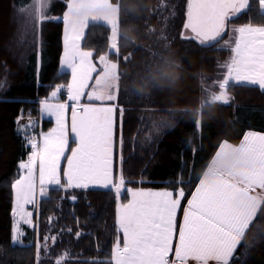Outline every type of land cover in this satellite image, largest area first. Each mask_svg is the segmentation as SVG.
<instances>
[{
    "label": "trees",
    "instance_id": "obj_1",
    "mask_svg": "<svg viewBox=\"0 0 264 264\" xmlns=\"http://www.w3.org/2000/svg\"><path fill=\"white\" fill-rule=\"evenodd\" d=\"M34 1L0 0V264L34 263L35 231L28 233L24 244L10 243L11 184L18 162L30 150L26 139L38 130L39 102L55 85L69 80V72L59 70L66 2L50 0L39 12L31 6ZM110 1L117 6L116 52H108L110 28L103 22L87 23L80 47L94 52V58L107 53L118 65L124 111L114 141L128 185L173 193L182 189L185 194L177 209L175 241L187 202L221 142L238 146L247 131L264 133V90L230 82L228 104L202 107L205 88L215 80L217 61L226 52L215 45L225 35L203 47L182 41L187 0ZM38 13L49 20L43 24L40 49L33 27ZM229 22L264 26V12L253 8ZM129 54L127 63L119 59ZM173 75L178 77L175 82ZM21 113L20 124L29 126L26 138L17 133L15 121ZM197 120L202 123L199 132ZM40 126L47 129L50 121L42 120ZM71 196L77 199L72 201ZM121 198L125 201L127 194ZM115 204L111 189L50 187L37 206L40 239L43 233L57 238L54 246L48 239L51 252L44 253V264H54L60 254L65 256L61 264L109 259L117 236ZM250 222L231 264H264V196ZM77 231L82 233L79 239Z\"/></svg>",
    "mask_w": 264,
    "mask_h": 264
},
{
    "label": "snow or ice",
    "instance_id": "obj_2",
    "mask_svg": "<svg viewBox=\"0 0 264 264\" xmlns=\"http://www.w3.org/2000/svg\"><path fill=\"white\" fill-rule=\"evenodd\" d=\"M66 8H72L70 0H65ZM253 8L264 12V0H187L186 22L182 26L180 39L194 42L198 46H205L218 41L226 32V23L230 18L251 12ZM24 9L21 8V12ZM43 14H37L33 27L37 32V46L42 48L39 37L42 36L43 24L49 22ZM29 22L31 18H28ZM56 19V18H50ZM64 24L68 22V14L62 15ZM234 33V46L231 47L232 60L227 65V73L223 80L215 85L218 94H212L210 100H205L202 107L209 103L222 102L228 104L229 97L226 87L230 82L235 84L247 83L264 90V26H254L251 22L231 30ZM64 58L62 65L71 71L72 82L67 86V99L71 101L70 131L75 148H71V155L65 157L69 147V131L65 121V109L68 103H49L41 101L42 111L49 117L55 118L56 126L46 134H41L38 143L35 137L26 139V147L31 151L27 159L18 162V178L11 184L14 192L13 215L19 217L17 224L33 225L31 211L26 205H35L36 196V167L39 161L40 196L45 195V185H59L68 189H88L90 185L109 188L111 185L117 198L125 184L123 177L113 183L110 153L113 139V114L117 105L109 103L107 106L81 104L85 96V89L89 86L92 73L97 71L96 63H89L94 52L73 50L69 46L67 29H64ZM188 33H191L189 35ZM79 39V36H77ZM162 40H167L162 35ZM82 45V42H81ZM167 46V45H166ZM39 54V52H38ZM109 54L112 50L109 49ZM118 55V54H117ZM125 63L131 59V54L119 57ZM108 68V65H104ZM87 81V82H86ZM3 85L0 84V88ZM61 89L51 93L55 98ZM88 101L118 102L119 90L115 98L100 99L95 89L87 92ZM123 113V106H119ZM18 117L17 133L26 138L28 125H21ZM34 123V122H33ZM199 132L202 128L201 120L195 121ZM229 155L237 161H244L248 166L237 167L228 173V178H203L188 200L184 210L183 221L179 226L178 243L175 245V259L169 260V253L173 247V234L176 230L177 209L184 197L183 190L176 193L171 191H144L127 189L131 200L122 204L118 210V231L122 233L114 242L110 258L105 260L80 261L78 264H184L186 256H182L181 249L191 253L196 264H231L238 258V248L243 237L238 235L235 225L241 221L244 208L239 194L236 177L247 184L250 190H264V134L248 131L238 146L222 142L218 146L216 163L223 165L228 162ZM65 157L67 167L63 170L66 183H61L60 160ZM182 183V181H180ZM174 196L176 198H174ZM70 199L75 201L76 196ZM251 227V222L248 224ZM71 232V229L67 230ZM21 232L17 226L15 234H10V243H23ZM82 233L77 231L75 238ZM51 238L53 246L56 237H44V245H37V255L47 254L51 249L47 245ZM31 247V245H27ZM98 251H102L98 249ZM46 258V256H45ZM36 264H40L37 260ZM54 264H61L57 260Z\"/></svg>",
    "mask_w": 264,
    "mask_h": 264
},
{
    "label": "rangeland",
    "instance_id": "obj_3",
    "mask_svg": "<svg viewBox=\"0 0 264 264\" xmlns=\"http://www.w3.org/2000/svg\"><path fill=\"white\" fill-rule=\"evenodd\" d=\"M50 0H35L31 6L35 10H38L39 12L45 11L47 8V5L49 4ZM72 4V8L69 11V9L65 8L63 11V14H68V22L67 24H64V29H67V34L69 36V46L73 50L77 51H83V52H91L90 50H85L80 47V42L82 40V34L85 31V27L88 22H103L107 24L110 28V33H109V41H108V52L109 49L112 50V52H116L117 46H116V40L118 37V27H117V21H108V19H105V14H107V10L104 7V0H70ZM242 25L239 24H234L230 23L229 21L226 23V32L225 36L222 40L218 41L215 45L216 48L218 49H225L226 52L222 58H220L217 61V70H216V78L212 83H209V85L206 86L205 88V93L207 95V100H210V97L212 94H218L219 93V88L215 85H218L220 81L223 80L224 76L227 73V65L231 63L232 60V55L233 53L231 52V47L234 46V33L231 31L232 29L239 27ZM77 36H79V39H77ZM64 37H65V32L63 30V52H61L62 56L61 59L59 60L60 67L59 70L61 71H68L69 72V80L67 84H60V85H55L51 90L49 91L48 95L46 98L42 99L41 101H47L49 103H68L69 107L65 109V121L66 125L68 127L69 131V147L66 149L65 152V157L68 155H71V148H75L76 144L73 142V138L71 135L70 131V126H71V101H68L67 95L63 96L64 92H67V86L69 83L72 82V77H71V71L64 67L62 65V60L64 58ZM103 58L101 64H97V71L95 73H92V79L90 81H86L88 83V87L85 89V96L81 98V104H92L94 106H107L109 103L117 105V111L113 114V139H112V151L110 153V161H111V171H112V177H113V183L118 182L120 177H123L125 180V184L123 185V188L121 189V195L119 198H117L115 194L114 188L110 185L109 188L111 189L114 193L115 197V209H116V215H115V224H116V230H117V236L114 240V242L117 240L118 237L121 238L122 240V233L118 231V224L116 223L117 218H118V210L122 204H126L131 200V195L127 192L128 188L135 190H144V191H163L160 189H155V188H145V187H133L129 186L128 183L126 182V179L123 176L122 173V168H121V155L118 151V153L115 150V141H114V132H115V126L122 121V116L123 113L119 111V106H123V103L120 101V98L118 99V102H107V101H88L86 97V93L92 92L93 89H95L97 94H100V99L107 100L109 98V94L111 97L115 98L117 94V89L119 90L120 94V80H119V69L118 65L116 62L108 58V54L104 53L101 54L97 57H91L89 63L93 61V63H96L98 60H101ZM104 65H108V68H105ZM241 84H247V83H241ZM57 89H61L60 92H58L57 96L55 98L51 97V93L53 91H56ZM229 101H230V95L226 91ZM41 101L39 102L38 105V114H39V127L38 130L29 138L35 137L36 141L39 143L40 142V137L41 134H46L48 133L51 129H53L56 124H55V118L54 117H49L46 113L42 111V105ZM217 103H222V102H217ZM42 120H47L50 121V126L47 129H42L41 128V121ZM248 132V131H247ZM31 149V148H30ZM216 154V153H215ZM65 157H61L60 160V178H61V183L64 184L66 183L64 177H63V170L64 168L67 167V160ZM27 159V158H26ZM25 159V160H26ZM228 162L226 164H223L226 168L229 167L227 170L228 172L232 171V169L237 168V167H245L247 166V163L244 161H237L233 158V155H229L227 158ZM217 157L214 155L213 158V165L217 164ZM218 165V164H217ZM18 178L17 177L13 180V182ZM36 196L35 199L37 203L35 205H26V210L31 211L33 213L31 219L33 222V225L36 227L33 228L32 225H23L20 223L19 225L17 224V221L19 220V217L13 215V209H14V192L12 190V228H11V234H15V229L17 226L20 227L21 232L25 233V235L21 238L24 244L25 242L28 241V233L34 232L35 231V236L34 237V243H35V258H34V263L36 264L37 260L40 261V264H44V253L41 252L40 255H37V245L39 244L40 246L44 245V233L42 235V239H40L39 234L37 233V206L39 200L42 198L40 196V184H39V161L37 160V167H36ZM50 187H61L59 185H45V195L47 190ZM89 188H100V189H105L101 188L99 186L95 185H90ZM64 189V188H63ZM65 190V189H64ZM73 189H68L67 191H71ZM126 193L127 194V199L125 201H122V195ZM44 195V196H45ZM30 240V239H29ZM21 245V244H20ZM114 246V243H113ZM113 248V247H112ZM65 256L63 254H60L59 257L56 256V260L63 261Z\"/></svg>",
    "mask_w": 264,
    "mask_h": 264
},
{
    "label": "crops",
    "instance_id": "obj_4",
    "mask_svg": "<svg viewBox=\"0 0 264 264\" xmlns=\"http://www.w3.org/2000/svg\"><path fill=\"white\" fill-rule=\"evenodd\" d=\"M104 7L107 10V14H105V19H108V21H117V6H116V4L112 3L110 0H104ZM254 26H261V25H254ZM63 30H64V25H63ZM84 32L82 34V37L84 35ZM62 36H63V32H62ZM108 46H109V44H108ZM62 52H63V39H62ZM61 56H62V54H61ZM60 59H61V57H60ZM59 67H60V63H59ZM257 133H259V132H257ZM261 134H264V133H261ZM223 142H225V141H223ZM30 151H31V149H30ZM217 151H218V149H217ZM213 158H214V156H213ZM213 158H212L208 168L204 172V174H203L201 179L206 178V177L207 178H212L213 176H215L216 178H228V173L229 172L227 170L229 169V167L226 168L224 165H217V164L213 165L212 164L213 163ZM234 182L238 183V186H239L238 190H239V194H240V197H241V202H242V205H243V208H244L243 218L241 219L240 222H238L235 225V228H236V231H237L238 235L241 236L243 234L244 230L246 229L248 223L252 219L253 214L255 213V210L257 209L261 199L263 198L264 190H258V189L257 190H250L248 188L247 184L244 183L243 181H241L239 177H236ZM198 184H197V186H198ZM197 186H196V188H197ZM195 189H194V191H195ZM163 191H170V190H163ZM194 191H193V193H194ZM191 197H192V195L190 196L189 199H191ZM174 198H176V197L174 196ZM183 214H184V212H183ZM182 221H183V215H182L180 224L182 223ZM180 224H179V226H180ZM173 238H174V234H173ZM177 243H178V236H177L175 241L173 239V247H172V250H171L172 258L171 259L169 258L170 261L175 259V245ZM180 254L182 256L188 257V258L185 259L184 264H196L195 260L193 258H191L192 257L191 253H186L183 249H181V253ZM209 264H214V262H211V259H210L209 260Z\"/></svg>",
    "mask_w": 264,
    "mask_h": 264
},
{
    "label": "built area",
    "instance_id": "obj_5",
    "mask_svg": "<svg viewBox=\"0 0 264 264\" xmlns=\"http://www.w3.org/2000/svg\"><path fill=\"white\" fill-rule=\"evenodd\" d=\"M67 92L65 91L63 96H66ZM32 128H35V125H32ZM30 154V150L26 153V157H28V155Z\"/></svg>",
    "mask_w": 264,
    "mask_h": 264
},
{
    "label": "clouds",
    "instance_id": "obj_6",
    "mask_svg": "<svg viewBox=\"0 0 264 264\" xmlns=\"http://www.w3.org/2000/svg\"><path fill=\"white\" fill-rule=\"evenodd\" d=\"M172 79H173V82H175L178 79V77L173 75Z\"/></svg>",
    "mask_w": 264,
    "mask_h": 264
},
{
    "label": "water",
    "instance_id": "obj_7",
    "mask_svg": "<svg viewBox=\"0 0 264 264\" xmlns=\"http://www.w3.org/2000/svg\"><path fill=\"white\" fill-rule=\"evenodd\" d=\"M189 35H191V33H188Z\"/></svg>",
    "mask_w": 264,
    "mask_h": 264
}]
</instances>
